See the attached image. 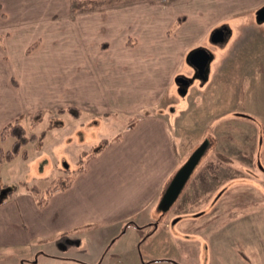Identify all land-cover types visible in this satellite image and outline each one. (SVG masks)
I'll list each match as a JSON object with an SVG mask.
<instances>
[{
    "label": "crops",
    "instance_id": "1",
    "mask_svg": "<svg viewBox=\"0 0 264 264\" xmlns=\"http://www.w3.org/2000/svg\"><path fill=\"white\" fill-rule=\"evenodd\" d=\"M262 1L171 0L168 5L89 8L74 6L73 0H0V133L20 117L23 127L24 123L32 127L29 132L48 122L35 149L39 158L45 139L53 134L63 135L55 147L64 140L81 144L89 140V128L137 116L130 117L131 127L130 122L109 132L113 133L109 143L88 159L86 169L67 189L50 194L42 206L37 198L47 195L57 177L52 176V184L37 196L33 186L24 183L11 189L0 185V254L28 251L16 257L18 262L27 256V264H38L33 253L40 245L57 240L60 246L76 231L93 225L118 238L106 252L127 253L130 258H117L123 264L143 260L136 255L133 233L155 225L148 234L152 232V240L160 235L156 246L162 242L168 226L163 223L160 229L161 217L186 189L203 187L205 178H195V167L172 206L162 213L155 210L178 168L172 117L158 109L160 102L209 30L224 20H239ZM128 42L134 48H127ZM60 109L64 112L55 116ZM69 110L78 112V117ZM38 111L44 116L32 126L30 115ZM56 118L61 124L54 125ZM97 146L85 150L96 151ZM21 159L31 163L30 157ZM211 204L207 203L208 209Z\"/></svg>",
    "mask_w": 264,
    "mask_h": 264
},
{
    "label": "rangeland",
    "instance_id": "2",
    "mask_svg": "<svg viewBox=\"0 0 264 264\" xmlns=\"http://www.w3.org/2000/svg\"><path fill=\"white\" fill-rule=\"evenodd\" d=\"M170 1L73 0V4L89 8L125 5L135 8L142 3L168 5ZM263 5L264 1L237 17L239 20H224L209 30L198 47L207 50L212 57L205 77L198 78L186 60L160 102L158 109L172 117V135L178 154L176 171L203 141H208L195 174V178L204 176L205 184L199 190L186 189L188 191L182 194L184 198L181 196L173 209L161 217L160 229L163 223L168 227L166 238L157 246L160 235L152 240V232L148 234V230L154 231L155 225L133 233L138 241L136 249L134 246L136 255L140 254L143 259L137 264H264V21L256 20V12ZM218 28L226 29L227 34L222 43L212 44L210 36ZM129 43L126 47L134 48ZM179 79L188 85L179 84ZM60 110L54 115L60 116L64 112ZM132 116L137 117L123 116L113 121L114 126L103 122L94 129L89 128V140L81 144L64 140L55 147L63 135L53 134L44 141V155L37 158L35 149L42 143L39 135L32 140L34 145L29 142L21 151L24 159L30 157V164L29 161L24 163L19 155L17 160L0 166V185L11 189L24 183L28 187H37L44 194L53 177L63 176L66 166L72 174L80 158L95 152L85 150L87 147H95V144L100 147L101 140H108L110 135L122 130ZM61 120L67 119L61 117ZM59 121L54 119V125ZM47 127L48 122H45L40 132L36 128L29 132L32 127L24 123L28 133L43 134ZM12 142L9 138L0 146L8 150ZM48 177V182H44ZM208 202H212L211 209H208ZM155 210H159L158 205ZM179 214L184 217L180 219ZM71 239H65L60 246L57 240L40 245L33 256L38 258V264H123L117 259L119 256L130 258L125 252H106L109 245L117 244L118 238L108 237L101 226L76 231ZM64 249L66 251L62 252ZM27 253L0 254V264H16V257ZM27 261L25 256L18 264H27Z\"/></svg>",
    "mask_w": 264,
    "mask_h": 264
},
{
    "label": "water",
    "instance_id": "3",
    "mask_svg": "<svg viewBox=\"0 0 264 264\" xmlns=\"http://www.w3.org/2000/svg\"><path fill=\"white\" fill-rule=\"evenodd\" d=\"M256 20L259 23L264 21V5L256 12ZM224 39H225L224 28L222 29L218 28L214 30L210 36V42L212 44L222 43ZM211 58L212 57L207 50L203 48H197L188 54L186 60L193 67L194 71L197 72V77L201 79L205 77ZM177 82L181 85H188L186 81L182 82L180 79L177 80ZM207 145H208L207 141H204L200 146H198L190 154L187 160L176 171L172 179L169 181L158 204V209L161 212L167 211L175 202V200L178 198L184 185L188 181L193 170L195 169L202 155L204 154Z\"/></svg>",
    "mask_w": 264,
    "mask_h": 264
},
{
    "label": "trees",
    "instance_id": "4",
    "mask_svg": "<svg viewBox=\"0 0 264 264\" xmlns=\"http://www.w3.org/2000/svg\"><path fill=\"white\" fill-rule=\"evenodd\" d=\"M62 111V110H60ZM72 112V110H69ZM73 114H75L74 116L78 115V112L73 111ZM44 116V112L43 111H38L35 112L34 114L30 115V120H31V125H36L37 123L41 122L42 118ZM22 117L16 119L15 121L7 124L1 131L0 133V142H3L5 139L7 138H11L13 139L12 142V146L10 149L8 150H4L1 146H0V165L2 163L5 162H9L11 160H13L14 158L18 157L19 155H21L22 158H25V155L21 152L23 150V148L26 146V144H28L29 142H31L32 140H34L36 137L31 135L28 136L26 133V130L24 129V127L21 124V119ZM133 121L134 119H132L130 122V127L133 125ZM40 137L43 138V134H40ZM109 143L108 140H103L101 141V145L98 149H96L95 152H99L100 150H102L107 144ZM92 152L91 154L88 153L87 155L83 156L82 158H80L77 162V169L72 171V174L70 172L69 168H64L63 170V176H59L57 179L54 180L53 184L48 188L47 190V195L44 197H40L37 198V203L38 206H42L45 201L48 199V197L50 196V194L59 191V190H65L69 187V185L71 184V182L75 179V177L83 172L86 169V163L88 161V159L95 155L96 153ZM12 190L8 191V193H12ZM31 191L34 195H40L39 190L37 189V187L33 186L31 187Z\"/></svg>",
    "mask_w": 264,
    "mask_h": 264
},
{
    "label": "flooded vegetation",
    "instance_id": "5",
    "mask_svg": "<svg viewBox=\"0 0 264 264\" xmlns=\"http://www.w3.org/2000/svg\"><path fill=\"white\" fill-rule=\"evenodd\" d=\"M224 32H225V30H224ZM195 73H196V76H197V72L195 71Z\"/></svg>",
    "mask_w": 264,
    "mask_h": 264
}]
</instances>
